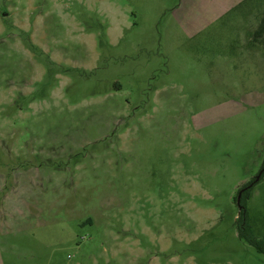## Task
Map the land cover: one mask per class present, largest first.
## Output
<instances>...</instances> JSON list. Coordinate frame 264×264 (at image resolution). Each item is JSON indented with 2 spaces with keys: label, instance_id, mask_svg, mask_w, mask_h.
<instances>
[{
  "label": "rangeland",
  "instance_id": "rangeland-1",
  "mask_svg": "<svg viewBox=\"0 0 264 264\" xmlns=\"http://www.w3.org/2000/svg\"><path fill=\"white\" fill-rule=\"evenodd\" d=\"M263 16L0 0V264H264Z\"/></svg>",
  "mask_w": 264,
  "mask_h": 264
},
{
  "label": "trees",
  "instance_id": "trees-1",
  "mask_svg": "<svg viewBox=\"0 0 264 264\" xmlns=\"http://www.w3.org/2000/svg\"><path fill=\"white\" fill-rule=\"evenodd\" d=\"M259 35L264 36V17L260 26V33ZM264 165V163H263ZM262 165V166H263ZM264 177V172L260 178V180ZM255 179V176L250 179L247 183H245L244 185H242V187H245L247 185H249L250 183H252ZM257 183V182H256ZM255 183V184H256ZM254 184V185H255ZM254 185L251 188L246 189L243 192L242 195V210L239 213V217H238V231H239V236L244 239L245 241H247L249 244H251L252 246H254L258 252L260 253H264V238H258L257 236L254 235L252 228L248 222V208H247V204H248V199L250 198L251 195V190L254 187ZM240 187L238 189L239 190L242 188ZM237 192V195H238ZM237 195L235 196V200L237 201Z\"/></svg>",
  "mask_w": 264,
  "mask_h": 264
},
{
  "label": "water",
  "instance_id": "water-1",
  "mask_svg": "<svg viewBox=\"0 0 264 264\" xmlns=\"http://www.w3.org/2000/svg\"><path fill=\"white\" fill-rule=\"evenodd\" d=\"M264 172V165L262 167V169L258 172V174L255 176V179L252 183H250L249 185L245 186V187H242L239 192H238V195H237V204H238V207H239V213L240 211L242 210V203H241V200H242V195H243V192L248 189V188H251L256 182H258L262 176Z\"/></svg>",
  "mask_w": 264,
  "mask_h": 264
},
{
  "label": "crops",
  "instance_id": "crops-1",
  "mask_svg": "<svg viewBox=\"0 0 264 264\" xmlns=\"http://www.w3.org/2000/svg\"><path fill=\"white\" fill-rule=\"evenodd\" d=\"M253 11V10H252ZM258 11H259V6L257 7V8H254V11L250 14V16H251V20L253 19V17L255 16L256 17V15H257V13H258ZM264 17V16H263ZM258 27H259V24H258ZM243 39H242V42H243V46H246V47H248V48H250V50L251 51H253V48H255V49H257V46H258V44H257V46H255V43H256V41L254 42L253 41V39L255 38H253V36H247V37H244V34H243ZM256 39V38H255Z\"/></svg>",
  "mask_w": 264,
  "mask_h": 264
},
{
  "label": "flooded vegetation",
  "instance_id": "flooded-vegetation-1",
  "mask_svg": "<svg viewBox=\"0 0 264 264\" xmlns=\"http://www.w3.org/2000/svg\"><path fill=\"white\" fill-rule=\"evenodd\" d=\"M6 14H7V12H6Z\"/></svg>",
  "mask_w": 264,
  "mask_h": 264
}]
</instances>
